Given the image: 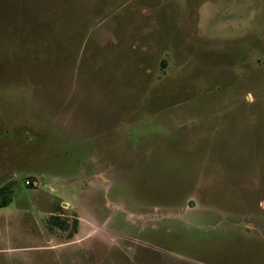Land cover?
<instances>
[{
	"label": "rangeland",
	"instance_id": "obj_1",
	"mask_svg": "<svg viewBox=\"0 0 264 264\" xmlns=\"http://www.w3.org/2000/svg\"><path fill=\"white\" fill-rule=\"evenodd\" d=\"M0 264H264V0H0Z\"/></svg>",
	"mask_w": 264,
	"mask_h": 264
},
{
	"label": "trees",
	"instance_id": "obj_2",
	"mask_svg": "<svg viewBox=\"0 0 264 264\" xmlns=\"http://www.w3.org/2000/svg\"><path fill=\"white\" fill-rule=\"evenodd\" d=\"M9 194H10V190L7 186L0 188V208L6 207L7 205L10 204L11 199Z\"/></svg>",
	"mask_w": 264,
	"mask_h": 264
}]
</instances>
